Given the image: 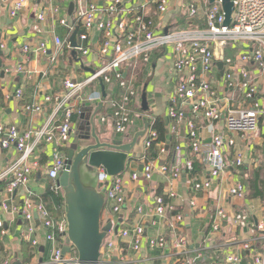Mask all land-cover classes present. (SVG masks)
Returning a JSON list of instances; mask_svg holds the SVG:
<instances>
[{
	"label": "built area",
	"instance_id": "2783aa9c",
	"mask_svg": "<svg viewBox=\"0 0 264 264\" xmlns=\"http://www.w3.org/2000/svg\"><path fill=\"white\" fill-rule=\"evenodd\" d=\"M124 0H112L105 9L97 6L95 0H88L86 5L77 9L73 20L60 19V8L51 10L50 16L45 12L37 14V22L34 30L43 34L42 23L48 19L68 30V37L62 40L54 37L53 41L57 48L70 46V37L77 27L81 31L77 35L80 61L91 52V34L98 30L102 34V43L98 48V54L103 63L99 69L93 72L83 81H74L67 78L62 83V92L55 96L44 98V104L52 105V113L46 122L39 129H28L21 132L17 126H0V147L3 150L15 148L20 154L17 162L13 163L1 178L7 177L8 194H15L25 189L26 198L21 207L9 208L3 204L5 212L20 213L27 222L21 230L20 237L31 246H36L38 241L34 238L37 231V224L46 230V239L51 243V264H79L76 250L70 246V252L65 253L66 246V221L64 216L56 219L47 209L46 205L36 202V196L30 189V184L36 173L41 171L40 151L42 146H52V155L49 166L45 167L47 179L46 189L54 195L61 197L62 189L58 186L57 180L60 174L66 170L67 154L71 135L74 129V115L76 104L81 99L87 88L93 83L102 80L109 94L103 101L101 92L87 95V102L104 103L106 111L101 118L102 122L112 119L114 130L117 134L125 136L129 126L135 117L134 102L138 98L140 89L135 83L134 68L139 60L143 59L149 63L155 52L170 50L173 58V68L176 77V87L171 96V107L169 119L184 123L188 131L190 142V155L185 164H182L181 148H175L173 161L166 162L158 169L162 174H169L172 180L181 179L184 173L192 174L194 170L193 158L196 157L202 162L208 171L210 179H218L229 167H243L244 154L236 148L235 139L223 135L213 124L223 122L224 128L231 135H237L244 142L249 144L259 135V120L264 115V109L257 101H253L258 94V84L253 77L250 66L264 69V0H235L232 13V21L225 26V13L222 1L216 0L210 4L209 0L196 2L194 0H181L180 6L186 9V19L193 21L202 19L205 27L190 26L181 28L171 26L165 31L158 32L154 20L147 15V9L152 5L156 7V13L160 16L166 15L170 8V0H146L140 7L130 10L128 15L123 17L120 9ZM38 0H12L9 9L11 18H18L23 10L35 5ZM3 8L0 7V15ZM122 14V15H121ZM164 29V28H163ZM47 40H43L37 48L25 47L27 56L35 52H47ZM225 50L236 51L234 58L225 57L223 62L226 66L222 78V85L225 91L233 94L234 100L224 108L222 98L208 78L216 70L217 52L225 55ZM52 62L56 61L54 57ZM131 67L133 75L124 76V72ZM23 71V67H19ZM118 90V91H117ZM117 91V92H116ZM17 99L22 98V91L15 94ZM237 103L250 104L249 108L237 106ZM44 104L27 106L26 110L33 113H41ZM180 107V108H179ZM191 114V119L185 112ZM202 118L209 123L211 132V144L203 147L200 130L192 121L193 118ZM176 126L171 124L169 133L172 135ZM158 139V134L152 130V124L144 138V149H149ZM158 156L153 161L142 164L144 157L139 161L144 166L143 171L136 170L131 174L133 181L140 178L151 181L155 173V164L165 158L169 152L167 145L159 144ZM233 151L234 157L229 164L227 152ZM99 174V181L105 190L107 202L110 203L111 211H108L109 222H113L114 216L122 212L124 205V174L109 177L104 170ZM184 171V173H183ZM195 180L192 185L194 193L208 191L211 188V180ZM229 194L239 200L247 197L243 185H235L230 189ZM174 194H169V198ZM153 214L155 218L152 224L155 226L157 218H165L169 212L174 210L173 205L164 197H157L154 200ZM194 205V203H192ZM138 213H143L142 207ZM37 215V217H36ZM182 221V216L177 218ZM108 223V222H107ZM113 224V223H112ZM213 232L226 233L225 242L218 244V249H213L215 244L210 239H205L201 249L190 246L187 239L175 241L174 248L178 255L177 264H192L189 259L194 256L195 262H202L206 253L214 251L220 253L221 248H226V255L215 257L212 264H264V211L260 216L251 212L242 211L230 216L225 209L217 210L212 218ZM145 229L142 225L134 228H121L115 231L114 226L109 231L101 250V264H124L126 262L123 250L117 244L116 238L128 240L133 236L132 248L140 250L141 241ZM7 235L0 217V236ZM152 248L164 249L167 246L166 238L150 240ZM234 250V251H233ZM190 255H192L190 257ZM189 256V257H188ZM188 257L189 259H186ZM115 258L117 261L115 262ZM3 264H9L8 261Z\"/></svg>",
	"mask_w": 264,
	"mask_h": 264
},
{
	"label": "crops",
	"instance_id": "0c3cea01",
	"mask_svg": "<svg viewBox=\"0 0 264 264\" xmlns=\"http://www.w3.org/2000/svg\"><path fill=\"white\" fill-rule=\"evenodd\" d=\"M112 0H95L97 6L105 9ZM12 0H0V7L3 13L0 15V45L4 52L1 60L4 64L2 69L5 72L4 77L0 76V92L2 95L0 102V126H17L23 132L28 129H39L49 118L52 113V105L44 104V98L47 96H55L62 92V83L65 79L70 78L74 81H83L93 72L99 69L103 63L101 56L98 54V48L102 43V34L95 30L91 34L90 46L91 52L84 61H80L79 54H73L74 50L70 46L57 48L54 44V37L62 40L67 39L68 30L52 19H48L46 23L41 24L43 34L39 35L34 30L37 22L36 16L40 12H45L50 16L52 9L60 8V19L66 18L73 20L74 15L81 5H86L88 0H38L35 5L26 7L18 18L9 16V9ZM146 0H124L121 10L123 17L128 15L130 10L140 7ZM181 0H170L171 8L166 15L160 16L156 13V7L150 6L147 9V15L154 20L158 32L165 31L171 26H182L186 22V9L180 6ZM75 4V10L72 16L69 15L70 5ZM122 15V14H121ZM164 28V29H163ZM81 31V27L79 29ZM71 39V37H70ZM43 40H47V52H35L27 56L24 52L25 47L37 48ZM170 50L155 52L148 64L137 66L135 83L141 90L138 98L134 102L135 117L133 123L129 126L125 136L117 134L113 127L112 119L102 122L106 108L99 112L98 130L102 135H111L113 139H120L127 142L133 136L144 129L145 117L162 118L169 131L171 120L168 113L171 107V96L176 87V77L173 68V58L169 54ZM223 53L217 52L216 70L213 71L208 78L213 86L219 91L224 108L227 107L229 100L233 102V94L225 91L222 85V78L226 71L223 60L225 57L234 58L236 51L225 50ZM55 62H52L53 58ZM219 63H223V71L219 68ZM23 67V71L19 70ZM250 71L258 84V94L256 101L259 102L261 108L264 109V69L260 70L256 66L251 65ZM135 73V71H134ZM133 75L131 67L126 71L128 77ZM137 76V78H136ZM143 78L144 82H143ZM151 79L147 87V99L149 104V112L142 110V92L148 79ZM166 79V80H163ZM142 87V88H141ZM18 90L22 91V98L17 99L15 94ZM94 92H101V85L98 82L96 86L85 92V95L78 100L76 104V114L74 115V129L71 135V142L75 137L78 126L83 121H88L92 115V110L98 107L100 103L87 102L86 96ZM118 91V90H117ZM116 91V92H117ZM106 93L109 94L108 88ZM44 104L41 113H33L26 110L27 106ZM242 108H249L250 104L237 103ZM180 108V107H179ZM188 119L191 114L185 109ZM151 117V118H152ZM174 134H168V140H175L176 147L181 148L182 164L184 165L190 155V142L188 139V131L184 123H177ZM200 130V138L203 147L211 144L210 126L207 121L198 118L196 123ZM213 126L223 135L230 136L235 139L236 148L244 154V164L241 168L233 165L225 170L218 179H210L208 171L204 167L202 172L193 176L184 173L181 179L172 180L169 174H162L157 168L161 167L165 162L171 164L172 159L168 160L169 154L155 164L156 170L151 181L140 178L138 181L131 179V174L136 170L140 172L139 161L144 151V139L139 140L134 152L128 163L129 170L124 174V190L126 201L122 206V212L114 216L113 226L121 228H134L142 225L145 229L144 237L141 241L140 250L136 251L132 248L133 236L128 240L116 238L117 244L123 250L126 262L124 264H177L178 255L175 252L174 243L179 239H187L190 246L195 249L203 247V241L210 239L215 244L213 249H218L219 243H224L227 239L226 233L213 232L212 218L217 210L225 209V211L233 216L238 212L247 211L260 216L264 211V203L260 199H250L249 181L253 178V174L263 168L264 157L261 148L264 147V115L259 120V135L250 144L244 142L237 135L229 134L224 128V123L213 124ZM175 147V148H176ZM234 152H227V161L230 164L234 157ZM67 154V151H66ZM52 155V146L44 145L40 151L41 171H38L30 184L31 191L38 197H43L48 207H52L53 201L48 195L45 176V167L49 166L50 157ZM20 158V154L15 148L3 150L0 147V177L7 172L8 168ZM194 159L203 166L200 161ZM102 171H100L101 173ZM264 172V171H263ZM99 173V174H100ZM211 180V188L208 191H200L194 193L192 185L195 180ZM7 177L0 179V217L3 222L4 230L7 232L5 237L0 236V264L8 261L9 264H24V240L20 237L21 230L27 225L26 220L20 213L5 212L2 209L3 204H8L9 208L14 206L21 207L26 198L25 189L17 191L15 194H8ZM243 185L247 192L244 200H239L229 194L231 188L235 185ZM98 187L103 191L100 181L97 182ZM163 192L165 200L173 205L174 210L169 212L165 218H157V223L152 224L155 218L153 214L155 198L159 197L158 192ZM169 194H174L169 198ZM61 196L62 206L60 209L61 216L65 215L64 200ZM108 203V202H107ZM194 203V205H192ZM110 204V203H109ZM144 209L143 213H138V208ZM111 206L105 207L102 215L103 225L109 222L107 217ZM54 215V214H53ZM182 216V221L177 218ZM34 238L38 241L36 246H31L32 255L29 264H51L52 245L46 239V230L37 224V231ZM166 238L167 246L164 249L152 248L149 246L150 240ZM27 243V242H26ZM29 244V243H28ZM234 251V250H233ZM227 253L226 248H221L220 253L215 254L214 251L206 253V262H195L194 256L189 261L192 264H212L215 257H223Z\"/></svg>",
	"mask_w": 264,
	"mask_h": 264
},
{
	"label": "water",
	"instance_id": "95a60500",
	"mask_svg": "<svg viewBox=\"0 0 264 264\" xmlns=\"http://www.w3.org/2000/svg\"><path fill=\"white\" fill-rule=\"evenodd\" d=\"M216 0H209L210 4ZM222 1L225 13V26H229L232 21V13L235 0ZM75 4L69 8V15L72 16ZM79 29L76 28L72 34L70 42L73 54L77 53V35ZM4 55L0 45V76L3 78L5 72L2 70L4 64L1 57ZM219 68L223 71V63H219ZM128 69V67H127ZM126 71L124 72V76ZM151 79L146 81L142 92V110L149 112L147 99V87ZM103 101L107 98L106 88L99 80ZM104 109V103L100 102L97 108L92 110V115L88 121L78 126L75 137L67 150L66 170L60 174L57 180L58 186L62 189L64 200L66 221V246L65 253L70 252L72 246L78 255L79 264H101V250L109 231L113 224L108 222L103 225L102 215L107 204L105 190L98 187L99 173L104 170L109 177H116L125 173L139 140L145 138L152 118L147 116L144 120V129L136 133L132 139H113L111 135H102L98 130L99 112ZM140 166V172L143 171ZM37 217V215H36ZM119 227H115L118 231ZM117 258H115V262Z\"/></svg>",
	"mask_w": 264,
	"mask_h": 264
},
{
	"label": "trees",
	"instance_id": "16d2710c",
	"mask_svg": "<svg viewBox=\"0 0 264 264\" xmlns=\"http://www.w3.org/2000/svg\"><path fill=\"white\" fill-rule=\"evenodd\" d=\"M190 26L198 27V28L202 29V28L205 27V22L202 19H195L193 21H188L186 19L185 25H182V26H179V27H181V28H188ZM139 62H142L143 64H147V63H145L143 61V59L139 60ZM138 63L135 66L132 67V68H134L135 74H136V70H137ZM131 72H132V70H131ZM136 78H137V76H136ZM144 79L145 78L142 79L143 82H144ZM256 97L254 98L253 101H256ZM1 98H2V95H1V92H0V102H1ZM197 120H198V118H193L192 119V121L195 123V125L197 123ZM175 122L176 121L173 120V122H171V124L175 125ZM152 130H155L157 132L158 139H157L156 142H154L152 144V147L151 148L144 149L143 154H142V156L144 157V162L142 164L149 163V162H151V161H153L154 159L157 158L158 151H159V147L158 146H159V144H161L163 142L168 147V152H169L168 160L172 159V157L174 156V151H175V147H176V141L174 139L173 140H168L167 139V136L169 134L168 133L169 131H168V129L166 127V124H165V122H164V120L162 118H156L154 116L152 117ZM260 151L262 152L263 157H264V147L261 148ZM200 163H202V162L200 161ZM202 169L204 170V165L203 166L200 165L194 159V170H193L192 175L193 176H197V174H199L200 172H202ZM128 170L129 169H127L125 172H128ZM263 171H264V161H263V168L260 167V170L259 171H256L253 174V178L249 181V186H250V189H249L250 190L249 198L251 200L252 199H260L264 203V172ZM48 195L51 196V200L53 201L52 202L53 205H52L51 208L48 207L47 202L45 201V199L43 197H37V198H35V201L36 202H41L44 205H46L47 209L52 214H54V217L56 219L62 218V216L60 214V209H59L62 206L61 197H58V196L54 195L50 191L48 192ZM158 195H159V197H162L163 196L162 190L158 192ZM166 201H167V199H166ZM0 246H2V245L0 244ZM29 247H31V245L28 244V243H26V242H24V249H23V252H24V264H29L31 262V259H32V255H31V252H30V248ZM191 256L192 255H190V257ZM188 257H186V259H189ZM203 262H206L205 258L202 260L201 263H203Z\"/></svg>",
	"mask_w": 264,
	"mask_h": 264
},
{
	"label": "rangeland",
	"instance_id": "374dc122",
	"mask_svg": "<svg viewBox=\"0 0 264 264\" xmlns=\"http://www.w3.org/2000/svg\"><path fill=\"white\" fill-rule=\"evenodd\" d=\"M194 1H196V2H199V1H202V0H194ZM204 24V23H203ZM157 53V52H156ZM84 61V60H83ZM141 65H143V63L142 62H140L139 63V67H141ZM163 80H166V79H163ZM97 85V83H93L92 85H90L88 88H87V90H89V89H92L93 88V86H96ZM141 91V90H140ZM93 93H91L90 95H92V94H94L95 92L94 91H92ZM127 169H129V167H127ZM104 190V189H103ZM109 203H107L106 204V206L107 207H109Z\"/></svg>",
	"mask_w": 264,
	"mask_h": 264
},
{
	"label": "bare ground",
	"instance_id": "6f19581e",
	"mask_svg": "<svg viewBox=\"0 0 264 264\" xmlns=\"http://www.w3.org/2000/svg\"><path fill=\"white\" fill-rule=\"evenodd\" d=\"M78 29H80L79 27H77Z\"/></svg>",
	"mask_w": 264,
	"mask_h": 264
}]
</instances>
